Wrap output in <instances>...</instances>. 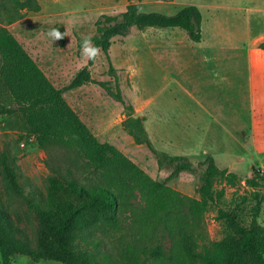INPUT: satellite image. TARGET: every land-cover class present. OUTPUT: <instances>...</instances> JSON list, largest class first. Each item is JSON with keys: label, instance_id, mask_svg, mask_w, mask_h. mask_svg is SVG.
Returning a JSON list of instances; mask_svg holds the SVG:
<instances>
[{"label": "rangeland", "instance_id": "1", "mask_svg": "<svg viewBox=\"0 0 264 264\" xmlns=\"http://www.w3.org/2000/svg\"><path fill=\"white\" fill-rule=\"evenodd\" d=\"M37 1L40 12L28 13L11 33L56 88L67 85L88 62L81 50L77 52L76 38L94 36L99 17L118 16L128 4L127 0ZM189 5L202 16L200 43L189 41L177 28L133 27L127 37L112 39L108 57L99 51L89 71L94 82H110L113 90L119 85L134 116L145 118L156 150L190 160L194 171L178 174L168 186L198 199L203 171L198 164L208 155L242 180L235 187L216 186L224 188V196L204 216V243L209 246L229 233L219 210L239 205L243 219L249 221L247 212L255 200L246 179L258 178L263 186L255 190L263 197L258 222L264 227V52L258 48L264 42V0H147L142 10L173 15ZM52 27L65 34L62 43L47 37ZM64 98L101 143L115 146L154 180L165 181L171 174V169L159 170L148 148L135 145L123 131L122 106L98 85H83ZM7 151L16 160L24 193H44L49 174L46 153L19 117L0 115V155ZM0 203L7 207L15 242L33 250L38 221L22 199L5 192L1 177ZM10 264L60 263L17 255Z\"/></svg>", "mask_w": 264, "mask_h": 264}, {"label": "trees", "instance_id": "2", "mask_svg": "<svg viewBox=\"0 0 264 264\" xmlns=\"http://www.w3.org/2000/svg\"><path fill=\"white\" fill-rule=\"evenodd\" d=\"M127 1L118 16L102 15L95 22L91 38L105 56L112 39L127 37L133 27L177 28L189 41L200 43L202 16L197 7L164 15L143 11L142 2L147 0ZM40 10L37 0H0V115L22 120L46 153L49 171L44 193L25 194L15 158L8 151L0 155L5 192L22 199L40 227L35 248L20 247L10 233L14 226L7 207L0 203L2 264H10L17 255L60 264H264V227L258 222L263 197L255 190L263 186L258 178L244 181L254 189L249 221L243 219L239 205L231 211L219 210L229 233L207 246L204 216L224 196V188L216 186L235 187L242 180L208 155L198 164L203 167L198 199L168 186L178 174L193 172L192 163L152 146L145 118L134 116V107L125 103L119 85L113 90L110 82L92 80L89 68L94 60L88 59L67 85L56 88L10 33V25ZM81 41L76 38L77 52ZM258 48L264 52V42ZM109 72L115 73L111 64ZM92 83L122 106L121 127L134 144L148 148L159 170H172L165 181L154 180L115 146L101 143L68 105L65 93Z\"/></svg>", "mask_w": 264, "mask_h": 264}, {"label": "clouds", "instance_id": "3", "mask_svg": "<svg viewBox=\"0 0 264 264\" xmlns=\"http://www.w3.org/2000/svg\"><path fill=\"white\" fill-rule=\"evenodd\" d=\"M65 36L57 27H52L47 32V37L52 41L62 39ZM81 55L89 60H94L99 53V47L94 45L91 37H84L80 43Z\"/></svg>", "mask_w": 264, "mask_h": 264}, {"label": "crops", "instance_id": "4", "mask_svg": "<svg viewBox=\"0 0 264 264\" xmlns=\"http://www.w3.org/2000/svg\"><path fill=\"white\" fill-rule=\"evenodd\" d=\"M24 20V19H23ZM23 20H21V21H19V22H17V23H15V24H13V25H10L9 27H8V30L10 31V33H11V30H13L15 27H16V25H18V23H21ZM12 34V33H11ZM13 35V34H12ZM14 36V35H13ZM28 53V52H27ZM30 55V54H29ZM31 56V55H30ZM31 58L33 59V60H35L32 56H31ZM43 71V70H42ZM79 116V115H78ZM81 119V118H80ZM102 129V127H100L98 130L100 131Z\"/></svg>", "mask_w": 264, "mask_h": 264}]
</instances>
